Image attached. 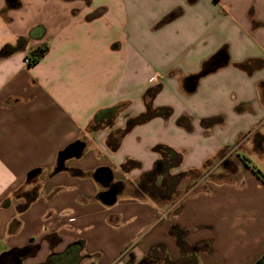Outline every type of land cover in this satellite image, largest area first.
Listing matches in <instances>:
<instances>
[{
  "label": "crops",
  "instance_id": "0c3cea01",
  "mask_svg": "<svg viewBox=\"0 0 264 264\" xmlns=\"http://www.w3.org/2000/svg\"><path fill=\"white\" fill-rule=\"evenodd\" d=\"M42 47L47 54L26 65ZM155 86L150 103L173 115L136 126L113 152ZM98 114L113 125L91 131ZM140 138L148 151L182 153L172 175L209 163L212 175L186 192L177 213L127 195L160 159L127 149ZM77 142L83 155L55 172L59 154ZM127 159L141 167L123 172ZM243 159L264 174V0H0V259L45 238L28 248L34 264L77 242L79 264L164 256L157 246L172 264H253L264 254V184ZM104 169L108 187L96 179ZM36 170L37 199L20 215L4 208ZM110 189L119 195L107 206L100 195ZM15 220L21 228L9 234ZM174 227L187 232L183 256Z\"/></svg>",
  "mask_w": 264,
  "mask_h": 264
},
{
  "label": "trees",
  "instance_id": "16d2710c",
  "mask_svg": "<svg viewBox=\"0 0 264 264\" xmlns=\"http://www.w3.org/2000/svg\"><path fill=\"white\" fill-rule=\"evenodd\" d=\"M47 52H48V47H42L30 53L27 59L29 62L28 65L32 66L38 63L47 54ZM215 58H213L204 65L200 73L201 75H204L207 72V70L209 69V65L215 60ZM159 90H160V86H155L149 89L145 93L144 100H146V111L141 115L127 118L124 129L118 131L119 140L115 141V144L111 146V150L113 152L118 150L120 140L136 126L146 124L155 118H162L164 120H167L173 115V111L171 108L169 107L154 108L150 103V101L159 92ZM119 107L120 106L115 107L113 111L114 110L116 111L117 109H119ZM98 117L99 114L94 117V120L90 124L89 129L91 131H99L104 126L106 127L113 125L112 122H114V119L112 122H107L104 124L98 121ZM109 143L111 144L112 142L110 141ZM153 152L159 154L160 159L156 161L151 171L141 176L137 188V193L139 198H148L157 204L169 203L173 201V199L177 196L178 190L183 185L182 183L183 178H188L193 176L194 177L193 185H195L196 182L200 180L201 177L203 176L202 172L196 170H191L188 172L179 173L177 175H172L171 171L174 169H178L182 164V159H183L182 153H178L173 149L163 145L156 146L153 149ZM243 161L245 166L248 169H250L252 173L264 184L263 172H261L258 168L252 165V163L247 159H243ZM207 165L205 168H207ZM140 167H141L140 163L127 159L121 166V170L123 172H129L131 170L138 169ZM33 180L28 182H32ZM37 197H38L37 188L33 189L31 193L25 194L26 206L24 207V210H26L27 206L33 203L37 199ZM2 206H4V208H7L5 207L7 205H2ZM179 209L180 206L174 212L177 213ZM16 223L19 224V222L15 220L10 225L9 234H15V229L13 228L16 225ZM171 234L176 238L181 254L183 256L184 255L183 250L187 246V243L185 242V237L187 232L185 230L180 229L179 227H174L171 230ZM83 247L84 245L82 242L74 243L64 253L60 255L51 256L45 264H79L81 258L80 253L83 250ZM158 249L163 250L165 254L164 256H166L164 258L166 264L167 263L172 264V261L168 257L167 250L163 246H157L156 250H154L153 252H157ZM191 249H194L193 255H196L201 250L199 246H195V247L193 246L191 247ZM123 256L120 259L123 260ZM164 256H161V254L156 253L154 257H150L149 254L143 259L141 264H159V262L163 260ZM1 259H3V257ZM253 264H264V254L261 257H259Z\"/></svg>",
  "mask_w": 264,
  "mask_h": 264
},
{
  "label": "rangeland",
  "instance_id": "374dc122",
  "mask_svg": "<svg viewBox=\"0 0 264 264\" xmlns=\"http://www.w3.org/2000/svg\"><path fill=\"white\" fill-rule=\"evenodd\" d=\"M80 1V0H79ZM17 3L13 2V5L10 6L11 7H17L16 6ZM42 7V4H41ZM24 8H21L20 10H23ZM29 9V8H27ZM25 10V9H24ZM27 57L25 58V63L26 65H28L27 63ZM139 127V126H138ZM137 138V137H136ZM141 141H134L133 143H131L130 145H128L127 149L128 150H135V151H139V153L141 154H154L151 149L150 151H148L146 149V146L144 145L145 142L142 141V139L140 138ZM255 166V165H254ZM256 168H258V166H255ZM208 168L205 169V172L203 171L202 173L204 175L207 174V177H209V175H212L211 171L209 173ZM209 174H208V173ZM193 179L194 177H188V178H183L182 183L183 185L180 187V189L178 190V194L177 196L173 199V201L166 203V205H169L170 208H172L170 211L174 212L175 210L178 209V207L181 205L182 199L184 198V195L186 194L185 192H188L191 187L193 186ZM36 180V178L31 182V184L29 185H24L22 186L19 190L13 192L4 202L3 205H7L5 207H10V206H15L16 208V214L20 215L23 212H25L26 210H24V207L26 206V200H25V194L27 193H31V191L33 189H35V187H39V184H36L35 186L33 185V182ZM140 182V179L136 180L135 183H133L131 186H127L128 190H127V195L129 196H133V197H138V193H137V188H138V184ZM159 183V182H158ZM162 205H165V203H162ZM4 207V206H3ZM28 208V206H27ZM26 208V209H27ZM1 209V206H0ZM18 221V220H16ZM21 228V222L16 223V225L14 226L13 229H15V234L16 232L18 233V231ZM45 238H33L30 242V244L28 246H26L25 248H19L18 251H11L9 253V255H12L16 260H14L13 262H8L7 264H18V263H25V264H34L36 263V259L34 258L36 255H33V252L29 254V251L27 250L28 248H32L34 250H36L39 244H41V242L44 240ZM3 240L0 238V257L2 256L3 253H5L2 250V244ZM16 252H21V254H15ZM15 254V255H14ZM19 255V256H18ZM129 254H125L124 255V260L127 261L129 259ZM130 260V259H129Z\"/></svg>",
  "mask_w": 264,
  "mask_h": 264
},
{
  "label": "water",
  "instance_id": "95a60500",
  "mask_svg": "<svg viewBox=\"0 0 264 264\" xmlns=\"http://www.w3.org/2000/svg\"><path fill=\"white\" fill-rule=\"evenodd\" d=\"M85 147L86 145L84 143L77 142L74 145L68 147L62 153H60L58 160H57V166H56L55 172L57 173L62 172L64 170V164L66 161L73 159V158H80L84 153ZM39 174H40V171L38 170L31 172L28 175V181L35 179ZM96 179L99 182H101L103 185L108 187L111 183L112 176H111L110 171L104 169V170H99L96 173ZM118 195H119L118 192H116L113 189H110L108 192L102 193L100 195V199L105 205L111 206L116 203Z\"/></svg>",
  "mask_w": 264,
  "mask_h": 264
},
{
  "label": "flooded vegetation",
  "instance_id": "af4514ba",
  "mask_svg": "<svg viewBox=\"0 0 264 264\" xmlns=\"http://www.w3.org/2000/svg\"><path fill=\"white\" fill-rule=\"evenodd\" d=\"M15 254H21V252H16ZM143 259H141L139 262H136V261L134 262V260H131L130 259L128 261V264H141V262L143 261ZM14 260H16V259L12 255H8V256H5L3 259H0V264H7L8 262H13Z\"/></svg>",
  "mask_w": 264,
  "mask_h": 264
},
{
  "label": "built area",
  "instance_id": "2783aa9c",
  "mask_svg": "<svg viewBox=\"0 0 264 264\" xmlns=\"http://www.w3.org/2000/svg\"><path fill=\"white\" fill-rule=\"evenodd\" d=\"M26 61H27V63L29 64L28 60H26Z\"/></svg>",
  "mask_w": 264,
  "mask_h": 264
}]
</instances>
